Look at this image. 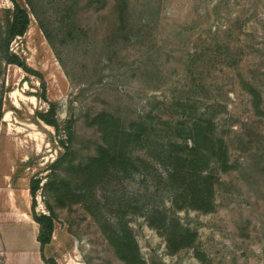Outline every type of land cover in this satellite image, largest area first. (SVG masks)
<instances>
[{"label":"rangeland","instance_id":"374dc122","mask_svg":"<svg viewBox=\"0 0 264 264\" xmlns=\"http://www.w3.org/2000/svg\"><path fill=\"white\" fill-rule=\"evenodd\" d=\"M15 2L0 264H264V0Z\"/></svg>","mask_w":264,"mask_h":264},{"label":"trees","instance_id":"16d2710c","mask_svg":"<svg viewBox=\"0 0 264 264\" xmlns=\"http://www.w3.org/2000/svg\"><path fill=\"white\" fill-rule=\"evenodd\" d=\"M10 1L14 5L15 9L12 11L11 23H10L9 31L7 33V39H10L12 36L15 37L23 34L29 23V18L25 13V11L22 10L16 4L15 0H10ZM9 61L11 64H16L22 68L21 63H19L15 57L13 56L10 57ZM35 194H36V187H33L32 189H30V195L33 204H35L36 201ZM32 218L40 226L39 234L37 236V242L40 245V250H42V248L45 245H48L51 241L52 232H53V224L51 221V217L46 215L37 216L35 213H33ZM41 258L45 264H56V262L53 259L46 261L43 257Z\"/></svg>","mask_w":264,"mask_h":264}]
</instances>
